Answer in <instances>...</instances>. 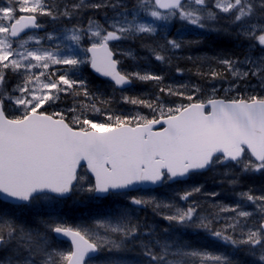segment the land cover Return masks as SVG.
Here are the masks:
<instances>
[{
  "label": "snow or ice",
  "instance_id": "6c2138e0",
  "mask_svg": "<svg viewBox=\"0 0 264 264\" xmlns=\"http://www.w3.org/2000/svg\"><path fill=\"white\" fill-rule=\"evenodd\" d=\"M103 6L108 5L86 4L85 0H79L71 5V11L67 5L61 11L49 0H14L12 6L0 7V202L11 203L13 208H24L42 196H66L80 185L83 191L98 196L126 197L133 205L154 204L157 209L162 206L172 208L174 211L164 219L204 230L214 239L236 249L249 245L253 256L259 246V261L264 264V194H253L251 189L238 194L242 200L256 206L261 215L257 226H248L247 218L252 213L237 203L235 206L217 205L220 213H235L221 228H214L213 219L199 213L196 201L184 208L176 207L170 201L162 204L154 198L128 195L131 191H139L138 186L185 181L193 173L211 170L217 165L230 163L241 174L264 172V96L250 95L246 99L230 101L210 98L204 102L196 101L191 92L185 94L168 86L161 87L160 92L179 95L189 103L165 106L159 97L144 100L122 95V102L147 107L157 113L153 118L123 116L99 107L98 104L107 105L110 100L91 94L83 79L74 78L82 65L90 64L122 91L134 80H162V76L150 72L118 70L119 62L113 59L109 42L139 34L155 35L157 28L153 23L136 19L139 12L154 21L168 22L178 16L203 29L209 22L219 19L217 13L208 8L207 0H137L136 13L131 14V20L121 13L108 28L94 21H89L87 29L73 26L68 30L67 40L77 47L85 35L91 41L89 47L82 49L83 56L62 54L59 44L54 45L55 51L51 47L45 48L40 37L31 35L20 39L19 47H14L11 38L43 26L38 22L41 15L53 20L57 17L71 19L73 13L82 8ZM110 6L121 7L119 4ZM213 7L221 13L231 14L232 24L246 39L255 41L250 47L259 45L264 48V0H213ZM160 9L167 11L161 12ZM43 39L53 41L54 36L46 34ZM29 40H34L38 47H26ZM181 47V42L169 39L166 45L151 50L157 61L167 62L169 58L165 51ZM219 62L226 65L234 76L240 79L249 74L258 76L264 85V57L259 61L246 57L244 63L251 65V69L245 71L236 69L232 60L221 59ZM50 65H65L69 70L56 77L54 72L48 71ZM34 69L40 71L36 73ZM9 72L18 77L10 89L7 87ZM211 75L215 78L218 73L213 71ZM41 77L46 79L42 81ZM178 87L186 88L187 85ZM81 91L86 98L93 100L88 107L105 115L108 123L93 122L83 113L74 115L69 123L62 112H48L47 107L57 103L61 93L78 96ZM6 103L13 110L11 114ZM70 111L75 113L77 109ZM157 125L161 127L157 129ZM85 165L94 177L92 184H82L84 177L78 175V169ZM238 182L239 177L235 174L229 181L233 185ZM200 192V186H193L185 190L180 199L188 201ZM9 214L7 208H0V253L4 254L0 256V264H125L121 256L102 255L105 251L119 252L122 244L98 230L117 234V239L135 236L137 232V226L131 224L129 212L124 208L118 210L115 223L96 220L91 225L70 227L62 222H44L43 232L13 222L7 218ZM217 218H220L218 214ZM47 232L69 238L71 249L50 250ZM171 248V244H165L158 254L145 245L144 255L154 264H239L227 253L183 244H177L172 253L180 259L169 260L167 254Z\"/></svg>",
  "mask_w": 264,
  "mask_h": 264
},
{
  "label": "rangeland",
  "instance_id": "374dc122",
  "mask_svg": "<svg viewBox=\"0 0 264 264\" xmlns=\"http://www.w3.org/2000/svg\"><path fill=\"white\" fill-rule=\"evenodd\" d=\"M54 1V2H53ZM128 2L127 0H85L86 4H106L108 6H103L100 8H92V7H85L80 9V11L91 10L95 15L84 17L85 13H73L71 20L74 21V26L82 27L85 24L83 29H87L89 25V21H94L104 28H108L109 25L115 20L120 18V14L124 13L128 15L129 20L132 19V13H136V2ZM14 0H0V7L3 6H12ZM50 3L54 5H58L60 10H63V6L67 5L69 10L71 11V5L74 3H79V0H49ZM73 2V3H72ZM208 8L215 11L217 14L222 15L227 24L226 30L235 34L234 41L229 40L230 43H234V48L232 46L226 47L225 54H221L220 58L213 55L206 54V53H199V49L197 47L202 46V42L199 38H195L197 33L206 34L204 28H198L191 24H188L186 21L179 19V17L171 18L168 22L164 21H154L150 16H147L144 12H139L136 14V19L142 23H153L154 26L157 28V32L155 35L149 34H139L136 36H132L130 38L117 40V41H110L109 45L112 47L114 54H116V60L119 64H124V67H120L124 72H132V71H141V72H150L153 74H157L163 77L160 81H139L134 80L137 85L142 88L144 83H152L151 87L156 89L157 87L165 86H174L179 91L188 94L191 92L194 95L196 101L207 100L210 98H247L250 95H257V96H264V85L261 84V79L258 76H253L251 74L248 75L245 79H240L233 75V72L228 69V67L219 61L221 59H229L235 62L234 67L240 71L250 70L251 65L244 63L246 57H252L253 59L259 61L261 57H264V48L256 45L254 47H250V45H254L255 41H250L246 39L242 34L238 27L232 24L231 20L229 19V14L219 12V9H215L213 7V0H207ZM112 4H119L121 7H117L116 12H110L106 10L113 9L110 5ZM100 12V13H99ZM96 13H99V17L97 20L90 17H96ZM42 17V25L47 26L48 24L52 23L54 20L49 16L41 15ZM44 17V20H43ZM50 18V21H47V18ZM61 22H65L68 20L66 17H57ZM55 19V20H57ZM79 21H82L83 24H80ZM71 24L73 22L68 21ZM78 23V25H77ZM70 24V25H71ZM72 28L69 26L66 27H58V32H54L52 28L45 30L40 33H32L30 34L33 37H40L41 38V45L45 48L51 47L53 51H55V44H59L62 49V54H70L75 56H83L85 53L82 52L83 48H87L91 45V41L87 35L83 37L80 42V46L77 47L72 41L67 40L66 36L69 33L68 30ZM46 34H53L54 40L48 41L43 39ZM208 34V33H207ZM210 34V33H209ZM208 34V35H209ZM127 36V34H125ZM29 35L20 38V39H27ZM237 38V39H236ZM13 39V38H11ZM14 40V47H19L18 41ZM169 39H175L182 43V47L179 49L168 50L165 51V55L169 58L166 64L170 65L173 63L177 66L179 63L184 62L186 60L194 61L198 57L208 58L211 61H214L218 68H215L213 71L217 69L223 73L225 77V83L223 85H210L207 86L205 91V96H201L200 89L194 83L188 82L184 76H182L179 72L175 71L173 67H169L167 70H161L159 67L156 70L154 68V64L152 63L153 52L151 49L156 48L160 45H166V41ZM214 41V38H212ZM190 41H195V43H189ZM28 48L38 47L35 45L34 40H29L28 44L26 45ZM238 50H235L237 49ZM70 50V51H69ZM216 51V50H215ZM214 51V52H215ZM227 54V55H226ZM154 60L157 61L154 57ZM34 63V62H33ZM84 65L81 66L79 72L76 73L74 78L86 80V76H83V69ZM68 69V66L65 65H50L49 72H54L56 77L63 74ZM34 72L38 73L40 69H34ZM174 71V72H173ZM83 74V75H81ZM167 74V75H166ZM9 83L7 87L10 89L12 85L17 82V76L11 72L7 73ZM165 76L173 77L172 79L165 80ZM55 78V77H54ZM46 78L41 77V80L44 81ZM161 84V85H160ZM159 85V86H157ZM180 85H187L186 88H179ZM195 89H199V91H195ZM158 92H154L153 100L156 97H159L160 100L163 102L165 106H175L180 104H188V100L185 99V103L178 100H173L175 98L174 95H167L165 93V97H162L160 93V89ZM122 97V95H121ZM91 103L90 100H86L85 104H77V102L71 101L67 102L61 98L60 100L51 105V107H47L49 113L54 111L62 112L65 116L66 122L71 123L72 118L74 115H80L83 113L84 116L91 119L93 122L96 121L98 116L102 114H97L91 110L90 107L86 108ZM78 105V106H77ZM84 108H82V107ZM5 107L9 110V114L12 113V108L7 103ZM79 107V108H77ZM77 109L74 113L70 111V109ZM110 113H115L118 115H125V116H144L147 118H153L157 113H154L151 109L146 108L145 110H139L137 108L127 109L125 111L119 110H110ZM108 123L106 116L103 115L102 121ZM74 127L77 125H73ZM231 168L232 171L229 172L228 169ZM210 177H201L199 175L191 177L188 181L184 182L182 185L177 186L174 185L172 187H163L158 192H136L133 196L144 197V198H154L156 201L161 202H171L176 207H184L187 208L192 201H196L198 204V211L201 215L209 216L213 219V227L214 228H221L226 222L227 218L235 216L233 212H223L220 213L217 205H224V206H235L237 203L243 205L244 209L251 212L252 215L248 217L249 227L257 226L261 222V215L258 213L257 208L251 202H248L246 199H241L238 195L241 192H246L249 189L252 190L253 194L259 195L264 194L262 189L253 188L250 184L252 181L251 177L259 176L260 178L264 175V172L261 173H251V174H241L239 169L233 165H227L224 167H220L219 165L215 166V168L210 171ZM227 173V174H226ZM239 177V182L236 185L229 183V181L233 178V175ZM80 176L84 177L81 181L82 184H92V179L87 175L86 172L79 174ZM248 179L249 183L245 182V179ZM261 182V180H260ZM252 183V182H251ZM193 186H200L201 192L195 193L192 197L189 198L188 201L180 199V196L184 194L185 190L192 188ZM76 191L78 192L79 196H84L86 199H89L87 202H91L93 198V193H88L83 191L80 188V185L76 186ZM211 193H218L216 196L210 195ZM131 196V195H129ZM116 202L111 207L104 208V213L102 214L101 220H112L115 223V217L118 214V210L121 208L127 209L129 212V219L132 216V213L137 209L139 206L133 205L130 203L129 199L123 196L116 197ZM64 200L56 199L51 196L48 198H44L43 196L33 201L29 206L25 208L23 211L24 214H20V210H15L13 212L12 218H8L13 220V222L22 224L28 227L39 228L42 232L44 229V222L47 223H59L62 222L66 226L69 224L75 223L74 226H79L81 224H89L91 225L94 220L89 222H85L82 217L79 215L78 218H73L72 215L68 216L66 213V207L77 206L76 199H69V202H63ZM145 209H150L155 211V214L159 217H163L169 214L171 211H174L172 208L160 207L159 209L155 208L154 204H149L147 206H141ZM147 209V210H148ZM104 214H108L107 218H103ZM217 214L220 218H217ZM243 219V218H242ZM167 226L165 229V236L156 239L154 242L155 246L161 252L164 249L165 244H171L172 248L168 251L167 259L175 260L180 259L178 256H174L172 253L176 249L177 244H183L190 246L191 241L193 240V230L186 229L182 225L177 224L176 222L166 223ZM74 227L73 225H70ZM101 232L102 235H106L102 230H98ZM203 234V233H202ZM239 235V230H237V236ZM47 236L49 237V249L50 250H61V251H68L70 250V246L66 243H61L52 239V232H47ZM205 238L208 239L206 241V247L212 250L213 252L219 253H227L229 254L234 261H236V256L238 251L244 250L243 254L248 256L246 252H248L250 246L249 245H241L238 249L233 248L231 246L225 245L219 240L214 239L213 237L209 236L208 233H204ZM191 247V246H190ZM211 247V248H210ZM257 246L256 255L251 257L253 259L254 264H260L259 261V251ZM217 249V250H216ZM159 252V253H160ZM250 252V251H249ZM3 253H0V256H3ZM248 256L247 264L250 260ZM125 264H131L128 261H124Z\"/></svg>",
  "mask_w": 264,
  "mask_h": 264
},
{
  "label": "trees",
  "instance_id": "16d2710c",
  "mask_svg": "<svg viewBox=\"0 0 264 264\" xmlns=\"http://www.w3.org/2000/svg\"><path fill=\"white\" fill-rule=\"evenodd\" d=\"M128 2H134L135 0H127ZM137 2V1H136ZM89 11V10H86ZM108 11V10H107ZM111 12L114 11V9H110ZM89 16H94L95 14L92 12V14H88ZM97 15V13H96ZM219 19L216 20L215 22H209L208 26L204 28V31L206 34H201L205 38V42L208 40H213L212 38H216L213 41V44L216 46L217 50L215 52L209 51L207 48H204V43H202L201 48L197 47L199 49V53H206L209 55H212L211 53H214L216 57L221 56V54H225L224 52L226 50V47H229V44L227 43V39L225 40V37L230 38L233 36V31L232 32H227L226 27L227 24L225 23L226 19L222 16L217 14ZM84 17H87V15H83ZM97 17H90L94 18V20H97ZM54 26L57 25V21H53ZM74 26V25H73ZM209 35H208V34ZM212 37V38H211ZM229 40V39H228ZM202 41V42H204ZM218 55V56H217ZM227 55V54H226ZM152 63L154 64V68L157 70L159 67L161 70H167L169 67H173V69L177 72H179L184 78L191 83H194L196 86L199 87L200 89V94L201 96H205V93L202 91H205L207 86L210 85H223L225 83V77L223 76V73L220 72V70L217 71V69L214 71L218 73V75L213 78L211 73L215 68H218L215 64L214 61H211L208 58L204 57H198L194 61H189L186 60L184 62L179 63L177 66H175L173 63H170V65L166 64L165 62L161 61H155L154 56L152 57ZM179 70V71H178ZM174 72V71H173ZM84 74V75H83ZM83 76H88L87 77V84H88V91L96 95L98 94L101 99L104 100H110V103L105 105V104H98L99 107L110 111V110H119V111H125L127 109L131 108H137L139 110H145L147 107L143 106H138V105H132L128 103L122 102L121 95H128L132 97H137L141 98L144 100H153V95L154 92H158L160 87H157L156 89L152 88L151 85L152 83H144L143 87L140 88L137 84L132 88L130 91H125V92H118L116 91L110 84L104 81H100L99 79L93 77L90 72L88 71L87 68H84L83 71ZM167 75V74H166ZM173 77L170 76H165L164 79H172ZM161 85V84H160ZM159 86V85H157ZM165 87V86H163ZM174 88V86H173ZM153 90V91H151ZM162 97H165V93L160 92ZM153 94V95H152ZM61 98L64 99L67 102H77V104H85L86 100H90L91 103L93 100L91 98H86L82 91L80 95H73L71 93L69 94H64L61 93ZM173 100H178L182 101L185 103V99L179 95H176ZM89 103L88 105H83L88 106L91 104ZM78 106V105H77ZM82 107V106H81ZM79 108V107H77ZM84 108V107H82ZM122 115V114H121ZM125 116V115H123ZM103 114L101 116H98L95 122L102 121ZM212 173H204L200 174L199 176L201 177H210ZM246 183L248 182V179H245ZM252 182V183H251ZM250 182L251 186L253 188H259L263 190L264 193V180L260 182L258 181V178L253 177L252 181ZM182 185V183H179L178 186ZM133 196V195H131ZM116 197L111 196L108 200L104 201H95L92 200L91 202H87L88 199H86L84 196H77V206H71V207H66V214L68 216H71L73 218H78L79 214H86L87 216L85 217L84 215L81 216L82 219L85 222H89L88 216L92 217H97V218H102V214L104 213V208L111 207L114 202L117 201L115 199ZM0 208H7L9 211V216L7 218L12 217V212L13 208L9 207L8 205L2 204L0 202ZM148 209V208H147ZM145 209L140 207L136 209L132 213V216L130 217V222L132 225L137 226V232L135 236H129V237H119L117 239V234L114 233H108V236L113 239L117 240V243L122 244V248L119 252H113V253H108L105 251L102 253V255H117L123 257L124 261H128L131 264H154V262L150 261V259L144 255V250H145V245H148L149 247L153 248V251H156L159 254L158 248L155 246V240L159 239L162 236H165V229L167 226L166 223H171L168 220L164 219L163 217H159L155 214V211L150 210V209ZM20 214H24L23 211ZM188 230H193V240L191 241V248L195 249H208L211 251H215L206 247V241H208L207 238H205L204 230H199V229H194V228H186ZM203 233V234H202ZM107 234V233H106ZM211 248V247H210ZM217 250V249H216ZM244 250H240L237 252L236 261L239 262V264H247V258L248 256L251 257V253L246 252L248 256H245L243 254ZM248 264H254L252 257L250 258Z\"/></svg>",
  "mask_w": 264,
  "mask_h": 264
},
{
  "label": "water",
  "instance_id": "95a60500",
  "mask_svg": "<svg viewBox=\"0 0 264 264\" xmlns=\"http://www.w3.org/2000/svg\"><path fill=\"white\" fill-rule=\"evenodd\" d=\"M161 11H167V10H165V9H160ZM39 30H42V28H39V29H35V30H33V29H28V30H25V32L24 33H22L21 34V36H23V35H25V34H27V33H29V32H32V31H39ZM20 36V37H21ZM19 38V37H18ZM17 39V38H16ZM90 54V53H89ZM117 67H118V65H117ZM90 70L93 72V74L95 75V76H97L98 78H101V79H107V80H109L111 83H113L114 84V82L113 81H111L110 80V78H108V77H104V76H102L101 74H99V73H97L93 68H91V66H90ZM131 86V85H130ZM130 86H128V87H130ZM127 87V88H128ZM116 88H118V87H116ZM118 89H120V88H118ZM126 89V88H125ZM160 125H157L156 127H159ZM83 163V162H82ZM86 166V165H85ZM79 170V169H78ZM204 171H207V170H203V171H200V172H204ZM88 172V171H87ZM197 173H199V172H197ZM88 174L93 178V180H94V177L92 176V174L90 173V172H88ZM170 184L171 183H173V182H169ZM161 185H151V184H145V185H141V186H138L139 187V189H155V188H158V187H160ZM53 195V194H52ZM70 194H68V195H66V196H63V198L64 197H67V196H69ZM96 197H105V196H98L97 194H94ZM55 196V195H54ZM108 196V195H107ZM56 197H60V196H56ZM53 234H54V236L57 238V239H59V240H64V241H68V242H70L71 243V241H70V239L69 238H67V237H63V236H60V235H58V234H56V233H54L53 232Z\"/></svg>",
  "mask_w": 264,
  "mask_h": 264
},
{
  "label": "flooded vegetation",
  "instance_id": "af4514ba",
  "mask_svg": "<svg viewBox=\"0 0 264 264\" xmlns=\"http://www.w3.org/2000/svg\"><path fill=\"white\" fill-rule=\"evenodd\" d=\"M239 98H241V97H239ZM226 99L230 101L232 98H226Z\"/></svg>",
  "mask_w": 264,
  "mask_h": 264
},
{
  "label": "bare ground",
  "instance_id": "6f19581e",
  "mask_svg": "<svg viewBox=\"0 0 264 264\" xmlns=\"http://www.w3.org/2000/svg\"><path fill=\"white\" fill-rule=\"evenodd\" d=\"M72 3H73V2H72ZM73 25H74V24L72 23L71 26L73 27ZM155 193H156V192H155Z\"/></svg>",
  "mask_w": 264,
  "mask_h": 264
}]
</instances>
